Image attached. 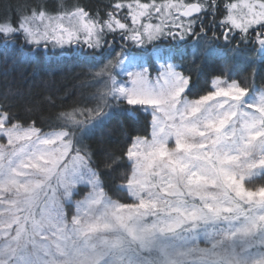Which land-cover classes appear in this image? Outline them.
Listing matches in <instances>:
<instances>
[{
  "label": "snow or ice",
  "instance_id": "snow-or-ice-1",
  "mask_svg": "<svg viewBox=\"0 0 264 264\" xmlns=\"http://www.w3.org/2000/svg\"><path fill=\"white\" fill-rule=\"evenodd\" d=\"M216 7L114 0L101 16L41 2L0 18L5 47L112 55L81 81L82 99L47 119L38 103L21 114L0 101V264H264V88L229 67L251 43L264 64V0L225 3L206 25ZM189 39L193 64L212 68L200 91L175 62ZM114 110L151 116L150 137L119 155L88 143Z\"/></svg>",
  "mask_w": 264,
  "mask_h": 264
},
{
  "label": "trees",
  "instance_id": "trees-1",
  "mask_svg": "<svg viewBox=\"0 0 264 264\" xmlns=\"http://www.w3.org/2000/svg\"><path fill=\"white\" fill-rule=\"evenodd\" d=\"M44 2L49 11L55 10L61 3L65 6L79 4L85 6L89 11L100 12L103 16L106 7L114 0H0V18L9 13L10 8L17 5H35ZM149 2V0H141ZM159 3L160 0H157ZM229 2H239V0H215L217 5L215 14L204 17V23L210 24L213 19L219 21L223 18V5ZM249 37L252 32L248 33ZM112 41V37H108ZM126 43L116 38L114 49ZM193 41L189 39L186 48L188 55L183 60H176L185 66L192 68L193 79L197 82V91L206 88L211 79L212 68L196 67L192 62L191 50ZM149 48L152 46L149 45ZM111 50L105 49L104 55L97 53L95 61L85 63L83 60L73 59L71 56L60 55L61 49L51 48L45 50L32 49L31 46H22L21 41L5 47L0 43V101H7L16 107L23 114V104L25 102L38 103L40 112L47 119L61 106L67 107L74 101L82 99L85 92L80 84L93 68V65L105 63L111 55ZM258 49L255 43L241 46L240 56L229 67L234 71V78L242 83L248 82L257 88H264V64L258 60ZM91 59V58H89ZM223 60L216 62V67L223 64ZM199 64V61L197 62ZM155 66L152 65V68ZM51 97L55 106H50L46 100ZM151 116L148 113L138 112L135 116H130L122 110H114L113 115L104 125L94 131L92 139L88 143L96 149H106L116 155L121 154L131 138L139 136H149L151 132ZM124 169L112 174L111 180L118 182L120 174ZM81 197H76L80 199Z\"/></svg>",
  "mask_w": 264,
  "mask_h": 264
},
{
  "label": "rangeland",
  "instance_id": "rangeland-1",
  "mask_svg": "<svg viewBox=\"0 0 264 264\" xmlns=\"http://www.w3.org/2000/svg\"><path fill=\"white\" fill-rule=\"evenodd\" d=\"M153 22H155V20H153ZM251 32V31H250ZM256 44V43H255ZM256 46H257V49H258V60H260V58H259V45L258 44H256ZM120 51V47L119 48H116L115 49V52H119ZM113 55H114V53H113ZM112 58V55H111V57L109 58V59H111ZM177 63V62H176ZM156 67H158V65H155V67L154 68H152V65H149V69H150V72H151V75L153 76V77H155L156 76Z\"/></svg>",
  "mask_w": 264,
  "mask_h": 264
}]
</instances>
